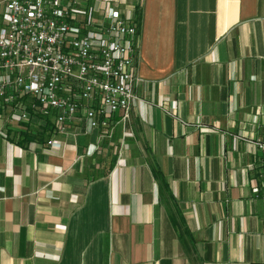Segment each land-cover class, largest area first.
Segmentation results:
<instances>
[{"label":"crops","instance_id":"crops-1","mask_svg":"<svg viewBox=\"0 0 264 264\" xmlns=\"http://www.w3.org/2000/svg\"><path fill=\"white\" fill-rule=\"evenodd\" d=\"M114 8L137 29L126 121L60 134L0 104V264H264V0H88L77 21Z\"/></svg>","mask_w":264,"mask_h":264},{"label":"built area","instance_id":"built-area-1","mask_svg":"<svg viewBox=\"0 0 264 264\" xmlns=\"http://www.w3.org/2000/svg\"><path fill=\"white\" fill-rule=\"evenodd\" d=\"M88 0H7L0 28V104L9 119L30 122L54 114L55 130L82 116L89 128H109L129 116L139 81L134 57L137 29L118 9L104 21L79 22ZM28 98V102L25 99ZM50 146H58L56 140ZM254 197L264 200V140Z\"/></svg>","mask_w":264,"mask_h":264},{"label":"trees","instance_id":"trees-1","mask_svg":"<svg viewBox=\"0 0 264 264\" xmlns=\"http://www.w3.org/2000/svg\"><path fill=\"white\" fill-rule=\"evenodd\" d=\"M135 13H138V11L136 10ZM138 15V14H137ZM138 17V16H137Z\"/></svg>","mask_w":264,"mask_h":264}]
</instances>
